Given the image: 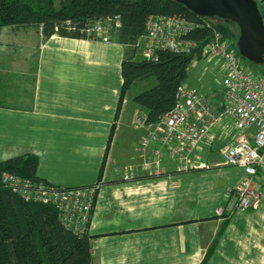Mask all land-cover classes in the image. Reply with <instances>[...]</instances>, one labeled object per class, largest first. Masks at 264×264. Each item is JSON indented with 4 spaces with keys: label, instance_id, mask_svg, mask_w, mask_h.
<instances>
[{
    "label": "crops",
    "instance_id": "0c3cea01",
    "mask_svg": "<svg viewBox=\"0 0 264 264\" xmlns=\"http://www.w3.org/2000/svg\"><path fill=\"white\" fill-rule=\"evenodd\" d=\"M35 30L9 28L14 35ZM35 34L31 78L9 77L0 65V160L34 153L43 180L100 183L88 228L92 264H264V194L255 208L216 214L244 175L224 165L218 146L198 153L212 169L181 173L166 159L160 176L123 178L124 165L140 161L144 129L134 119L145 113L125 100L117 115L127 46Z\"/></svg>",
    "mask_w": 264,
    "mask_h": 264
},
{
    "label": "built area",
    "instance_id": "2783aa9c",
    "mask_svg": "<svg viewBox=\"0 0 264 264\" xmlns=\"http://www.w3.org/2000/svg\"><path fill=\"white\" fill-rule=\"evenodd\" d=\"M259 2L264 9V0ZM114 21L119 26V21ZM111 22L112 19L95 21L85 32L89 37L111 41ZM193 27L194 23L182 13L151 15L145 36L133 46L144 58H154L160 48L191 51L196 42L182 36ZM202 55L206 61H217L222 81L221 101L216 103L215 96L212 98L198 86L185 82L177 90L173 109L158 123L148 124L143 114L136 116L135 124L144 129L138 149L140 161L126 164L122 172L125 180L136 178L139 171L149 177L160 176L166 159L176 161V170L181 173L212 169L213 163L198 153L221 141L219 154L224 165L244 169L241 180L216 210L218 217L227 218L233 209L249 210L263 200L264 73L247 67L233 40L217 29H213ZM1 183L24 201L52 205L66 229L78 235L88 231L100 183L64 187L8 171L2 173Z\"/></svg>",
    "mask_w": 264,
    "mask_h": 264
},
{
    "label": "trees",
    "instance_id": "16d2710c",
    "mask_svg": "<svg viewBox=\"0 0 264 264\" xmlns=\"http://www.w3.org/2000/svg\"><path fill=\"white\" fill-rule=\"evenodd\" d=\"M57 1L0 0V29L41 28L45 38L57 34L95 39L87 35L86 27L98 20L112 19V38L128 48L122 63L123 87L121 102L116 109L117 115L124 96L131 93L137 83L153 78L155 84L136 91L132 97L134 103L144 109L143 115L147 123H158L173 109L177 90L187 82L192 62L204 58L203 48L211 39L213 29L233 40L239 55L236 43L239 30L236 25L234 30L228 25L230 21L224 20L225 23L221 22L215 27L212 22V25L209 24L211 17L198 16L175 0ZM258 5L260 6L259 1ZM260 10L264 17L261 6ZM181 13L194 23V27L182 37L196 42L195 48L183 52L160 48L154 58H144L138 53L133 44L145 36L149 16ZM115 19L119 21V26H116ZM241 58L244 60L242 56ZM38 162L39 158L34 153L0 160V264L94 263V237L88 231L78 235L66 229L52 205L24 201L19 195L3 187L1 176L5 171L33 181L43 180L37 176ZM211 251L210 248L207 255Z\"/></svg>",
    "mask_w": 264,
    "mask_h": 264
},
{
    "label": "rangeland",
    "instance_id": "374dc122",
    "mask_svg": "<svg viewBox=\"0 0 264 264\" xmlns=\"http://www.w3.org/2000/svg\"><path fill=\"white\" fill-rule=\"evenodd\" d=\"M260 6L261 9H263V6L261 4ZM210 21L214 24L215 27L221 22L225 23L224 19L216 17H211ZM228 23L227 24L235 30L236 24L233 21H230ZM38 30L39 29H36L35 32H38ZM5 31L8 34L0 35V65H4L3 69L4 71H6V74L9 77L16 76L21 78L25 73L26 77L31 78L33 76V73L35 72V63L37 59V37L35 32H31V34L27 32L26 34L14 35L9 31V28H5ZM237 34H239V31ZM216 63L217 61L214 59L208 61H206L204 58L194 60L191 67L189 68L187 82L190 85L196 87L198 86L205 93L210 94L212 98L215 96L216 103H219L222 99V81L220 80L218 69L216 70L215 68ZM244 63L247 67H250L255 72H262L264 70V64L252 65V63L246 60V58L244 59ZM152 84H155V79L153 78L151 80H148L147 82L137 83L135 89L131 91V93H128L126 96H124L123 102H125L126 100V107L128 108L130 104L134 103L132 96L136 91H142L147 87L152 86ZM221 145V141L216 142V146H218L219 148Z\"/></svg>",
    "mask_w": 264,
    "mask_h": 264
},
{
    "label": "water",
    "instance_id": "95a60500",
    "mask_svg": "<svg viewBox=\"0 0 264 264\" xmlns=\"http://www.w3.org/2000/svg\"><path fill=\"white\" fill-rule=\"evenodd\" d=\"M201 17L233 21L239 30V55L255 65L264 64V17L257 0H175Z\"/></svg>",
    "mask_w": 264,
    "mask_h": 264
}]
</instances>
